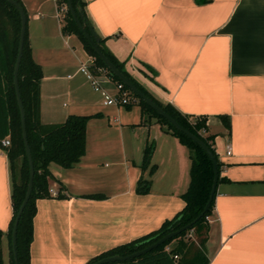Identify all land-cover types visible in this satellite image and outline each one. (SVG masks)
Instances as JSON below:
<instances>
[{
	"label": "crops",
	"instance_id": "obj_1",
	"mask_svg": "<svg viewBox=\"0 0 264 264\" xmlns=\"http://www.w3.org/2000/svg\"><path fill=\"white\" fill-rule=\"evenodd\" d=\"M22 1L32 54L43 68L42 122L100 113L88 120L80 160L70 167L50 163L57 178L51 190H59L60 180L67 196L37 199L31 264H85L185 206L189 148L156 118L143 122L138 103L103 102L79 68L91 54L75 33L63 31L56 0ZM85 1L92 26L126 69L162 102L206 116L207 133L215 134L221 167L205 242L208 264H264V0ZM102 84L116 91L113 80ZM150 142V163L142 169ZM142 175L151 179L143 193L137 191ZM11 190L10 160L0 146L4 264H11Z\"/></svg>",
	"mask_w": 264,
	"mask_h": 264
},
{
	"label": "trees",
	"instance_id": "obj_2",
	"mask_svg": "<svg viewBox=\"0 0 264 264\" xmlns=\"http://www.w3.org/2000/svg\"><path fill=\"white\" fill-rule=\"evenodd\" d=\"M24 8L28 17L27 9L22 0H17ZM68 1V0H62ZM75 9L86 28L91 32L93 27L85 10V0H72ZM199 3L208 0H196ZM66 33H75L82 41L85 49L94 57L92 68L98 72L99 67H106L110 77L117 82H123L124 87L129 89L137 97L136 101L125 104L131 107L138 103L141 107L143 122L152 118L161 124L167 132L176 135L179 140L189 148L191 159L190 180L187 189L182 193L185 206L172 218H168L156 229L124 243L117 244L101 253L91 257L85 264H90L104 256L121 254L126 255L142 249L155 242L168 232L176 230L195 219L204 209L210 195L214 180V164L209 153L191 136L178 129L167 117L151 106L144 98L134 92L123 80L119 78L107 66L102 57L95 50L90 40L77 24L70 8L65 14L62 27ZM21 31V13L17 5L10 0H0V146L6 151L11 166L12 176V206L13 215L7 230L10 241L11 264H16L13 252L12 233L13 226L19 208L25 197L29 177L30 163L23 137L21 111L14 83V68L19 51ZM99 46L104 53L146 94L151 96L178 122L191 132L201 137L211 148L216 156L219 166L221 163L214 147V133H207L208 126L206 116L193 115L182 112L171 102H162L156 98L138 79H136L121 61L105 44V38L98 40ZM154 73V70L150 68ZM43 77L42 65L37 62L32 54V46L29 38L28 26L25 34L22 58L19 67V85L21 97L26 113L27 139L34 162V181L31 195L20 216L17 231V252L20 264H31V243L34 237V217L37 211V199L44 197H65L62 192L64 184L59 181V190L54 194L51 190V181L57 179L50 169V163L56 162L62 166L70 167L78 162L86 151L87 123L92 116L100 113L78 114L70 113L64 121L56 123L42 122L40 117L41 108V81ZM153 78V75H152ZM223 123L231 130V122L228 115L222 114ZM10 137L9 145H2L5 136ZM154 143H147L144 148L142 169H145L151 159ZM151 179L143 175L138 180L137 191L147 192L150 189ZM99 195V194H92ZM215 207V197L210 208L191 227L181 231L152 249L129 259L110 261L104 264H208L209 256L205 250V242L210 230V216ZM197 236L198 241L193 236ZM4 231L0 228V264H4L2 237ZM170 245V249L167 246ZM196 248L193 250V246ZM178 255L177 257L175 255Z\"/></svg>",
	"mask_w": 264,
	"mask_h": 264
},
{
	"label": "water",
	"instance_id": "obj_3",
	"mask_svg": "<svg viewBox=\"0 0 264 264\" xmlns=\"http://www.w3.org/2000/svg\"><path fill=\"white\" fill-rule=\"evenodd\" d=\"M10 1L18 6V8L20 10V13H21L20 43H19L18 56H17V59H16L15 68H14V83H15L16 94H17V98H18V102H19V106H20V111H21L23 137H24L26 151H27L28 158H29V163H30V177H29L27 191H26L25 197H24V199L22 201V204H21V206L19 208V211L17 213L16 219H15V223H14V226H13V233H12V244H13L14 258H15L16 264H20L19 261H18V252H17V245H16V243H17L18 223H19L20 216H21V214H22V212L24 210V207L26 206V203H27V201H28V199H29V197L31 195L32 189H33V181H34L35 169H34V162H33L32 153H31L30 146H29L28 139H27L26 113H25V108H24L22 97H21L20 85H19V67H20V62H21L22 53H23L25 34H26V30H27V15L25 13L24 8L19 4V2L17 0H10ZM68 5H69L71 13H72L73 17L75 18L77 24L83 30V32L86 35V37L90 40V42L94 46L95 50L102 57V59L105 61L107 66L111 69V71L113 73H115L117 76H119V78L121 80H123L140 97L144 98L151 106L156 108L161 114H163L165 117H167V119H169L178 129L184 131L189 136H191L195 141H197L209 153V155L211 156V158L213 160V164H214L215 175H214V180H213V184H212V187H211L209 199H208L204 209L202 210V212L195 219H193L191 222L187 223L186 225H184V226H182V227H180V228H178L176 230H172V231L168 232L167 234H165L164 236H162L161 238H159L155 242L149 244L148 246H146V247H144L142 249L136 250V251L131 252V253L126 254V255L113 254V255L104 256V257H102V258L90 263V264H104V263H108L110 261L125 260V259H129V258H132V257H136V256H138V255H140V254L152 249L153 247L159 245L160 243L166 241L167 239L173 237L174 235L180 233L181 231L191 227L203 214L206 213V211L211 206L212 200L214 199V197L216 195V191H217V184H218V178H219V166H218V162H217L216 156L213 153V151L211 150V148L209 147V145L201 137H199L197 134L191 132L188 128H186L180 122H178L170 113H168L151 96H149L143 90H141L126 75V73L124 71H122L104 53V51L102 50V48L98 44V40L100 38V35L94 29V27L91 28V32L86 28V26L84 25V23L82 22V20L80 18L79 12L74 7V4H73L72 0H68Z\"/></svg>",
	"mask_w": 264,
	"mask_h": 264
},
{
	"label": "built area",
	"instance_id": "obj_4",
	"mask_svg": "<svg viewBox=\"0 0 264 264\" xmlns=\"http://www.w3.org/2000/svg\"><path fill=\"white\" fill-rule=\"evenodd\" d=\"M56 2H57V15L58 17L64 20L65 14L67 13L69 8L68 1L56 0ZM93 62H94V57L90 55V57L85 62H82L79 68L87 76L93 88L101 93L103 97V102L105 104L125 105L128 102L131 101L134 102L137 100V97H135L129 89L124 87L123 82L114 81L110 77L106 67H99L98 72L94 71V69L91 67ZM104 79L113 80L116 84V91L112 92L106 86H104L102 84V81ZM10 142H11L10 137L8 135L2 139V145L4 146L9 145ZM231 152H232V147L229 144L227 148V153L230 154ZM52 192L56 194L57 190L53 189ZM167 249H170V245L167 246ZM175 256L177 257L178 255L176 254Z\"/></svg>",
	"mask_w": 264,
	"mask_h": 264
},
{
	"label": "rangeland",
	"instance_id": "obj_5",
	"mask_svg": "<svg viewBox=\"0 0 264 264\" xmlns=\"http://www.w3.org/2000/svg\"><path fill=\"white\" fill-rule=\"evenodd\" d=\"M193 236H194V238H195V240H196V244H197L198 238H197V236L194 234V232H193ZM195 248H196V245H194L192 249L194 250Z\"/></svg>",
	"mask_w": 264,
	"mask_h": 264
}]
</instances>
